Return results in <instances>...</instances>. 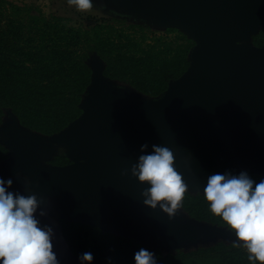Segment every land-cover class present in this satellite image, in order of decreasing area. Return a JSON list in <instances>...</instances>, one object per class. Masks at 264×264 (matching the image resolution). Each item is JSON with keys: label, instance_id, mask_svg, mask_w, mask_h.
<instances>
[{"label": "water", "instance_id": "1", "mask_svg": "<svg viewBox=\"0 0 264 264\" xmlns=\"http://www.w3.org/2000/svg\"><path fill=\"white\" fill-rule=\"evenodd\" d=\"M105 1L181 27L195 43L188 67L159 98L116 85L95 60L82 113L58 133H35L12 114L0 125L9 150L0 177L12 178L8 190L42 200L35 215L53 228L60 264H81L62 238V220L166 250L232 235L143 203L147 184L131 167L153 145L171 148L182 179L199 191L216 172L264 174V45L248 42L264 24V0ZM56 146L67 149L68 163L48 162Z\"/></svg>", "mask_w": 264, "mask_h": 264}, {"label": "rangeland", "instance_id": "2", "mask_svg": "<svg viewBox=\"0 0 264 264\" xmlns=\"http://www.w3.org/2000/svg\"><path fill=\"white\" fill-rule=\"evenodd\" d=\"M3 1L6 8L4 18H8V24L0 28L4 31L5 40L13 42L10 46L13 48L2 53L0 58L15 64L22 59L18 56L19 48L27 50L32 45L34 48L31 51L35 53L46 45L45 51H39L42 57L28 55L23 58L26 69H20L24 76L20 75L18 82L38 87L44 85L38 91L49 96L46 101L39 100L34 106L23 107L29 125L22 124L19 115L9 106L2 108L0 125L8 121L12 114L22 126L35 133L43 136L58 133L82 113L80 102L91 79L95 60L100 61L106 77L116 85L135 92L140 99L159 98L169 82L178 78L189 65L195 41L181 27L159 24L144 16L117 10L105 0H92V8L88 10H77L67 0ZM27 15H35L39 21L34 24ZM35 29L41 31L36 32ZM58 30L67 36L57 43ZM19 33L20 38L13 40L14 35ZM28 37V41H24ZM248 42L256 46L264 45V24ZM54 43L60 47L53 48ZM54 51L57 52L55 55ZM85 78L88 82L76 104L79 114L64 124L63 121L74 112L72 98L77 81ZM8 152L0 143V165L8 157ZM56 161L69 162L64 146H56L48 160L51 164ZM249 174L264 178V174ZM202 192L187 185L182 207L176 211L191 221L230 231L221 218L209 210ZM60 230L65 244L77 258L89 251L93 254L91 264H134L133 255L138 247L131 245L129 239L133 238L79 221L62 220ZM119 237L124 240L117 243L114 238ZM235 239L232 232L228 237L170 250L133 240L156 253L158 264H223L226 258L231 262L237 260L238 263L248 264L246 251L232 246ZM218 244L226 248L212 254L193 253Z\"/></svg>", "mask_w": 264, "mask_h": 264}, {"label": "clouds", "instance_id": "3", "mask_svg": "<svg viewBox=\"0 0 264 264\" xmlns=\"http://www.w3.org/2000/svg\"><path fill=\"white\" fill-rule=\"evenodd\" d=\"M77 10L92 8V0H67ZM141 150L148 147L142 144ZM131 167L137 181L146 183L143 203L173 216L182 207L187 185L174 165L173 150L153 145ZM11 177H0V264H60L53 250V228L41 225L35 213L42 202L35 193L24 195L8 190ZM203 196L209 210L235 234L233 247L243 248L248 264H264V178L257 181L247 170L207 176ZM40 215H44L41 210ZM81 264H91L93 254L83 252ZM134 264H158L156 253L145 247L133 255Z\"/></svg>", "mask_w": 264, "mask_h": 264}, {"label": "trees", "instance_id": "4", "mask_svg": "<svg viewBox=\"0 0 264 264\" xmlns=\"http://www.w3.org/2000/svg\"><path fill=\"white\" fill-rule=\"evenodd\" d=\"M4 3L5 2L3 0H0V26L8 24V18L7 19L4 18L5 17L4 10L6 9L4 7ZM16 9H19V8H16ZM26 17L28 18L30 22H33L34 24H36V22L39 21V19L35 15H27ZM35 31L39 32L41 30L35 29ZM42 32L45 33L44 31ZM3 33H4L3 29L0 28V57H2V53L6 52L10 48L11 49L13 48V47H10L13 45V42L11 41L10 43V41L5 40ZM24 33H22L23 35H21L22 36L21 42H23ZM66 36L67 34L62 35L61 31L58 30L56 32L57 43L59 42L60 38L64 39ZM14 37L15 38L13 40L19 39L20 33L18 35H14ZM29 38L30 37L24 39V41H28ZM57 43H54L52 45L53 48L60 47V45H57ZM32 48H34L32 45H29L27 50H22L19 48L17 51L19 54L18 56H20L22 59H19L18 62L15 64L12 62L2 61V58H0V114L2 113L3 107L9 106L11 107L10 109L12 111L16 112L19 115V119L22 124H28L27 123L28 120L24 117L25 114L23 113V111H25V109L23 107L24 106H34V104L37 103L39 100L46 101L49 96L48 93H43V91H38L40 88L42 87L44 88L45 87L44 85L41 87H38L37 85H30L27 82H24V83L18 82L19 76L20 75L24 76L23 71L20 72V69L21 68L26 69V67L24 66L23 58L26 59L28 55H33V56L41 55L39 51L40 50L45 51L46 45H44L43 48L39 49V51L35 53H32L31 51ZM56 53L57 52L54 51L53 55H55ZM40 57H42V55ZM87 82H88L87 78L77 81V89L74 91L73 98H72L74 112L71 117H68L67 119L63 121L64 124H66L67 122L72 120L73 117L79 114V109L76 107V104L78 103L80 99V94L83 92L84 87L86 86ZM53 163L56 165H62L65 162L56 161ZM252 177L256 179L257 181L262 179V177L260 176L258 177L256 175L255 176L252 175ZM114 240L117 243H119L121 240H124V239L119 237V238H114ZM129 240H131L132 246H137L138 249L143 247L141 245H138L136 241H134L133 239H129ZM225 248L226 247L224 245L218 244L212 247L198 249L193 253L212 254V253H217ZM122 260L125 261L126 259L123 258ZM223 264H242V262L240 261V263H238L237 260H235L234 262H231L229 261L228 258H226Z\"/></svg>", "mask_w": 264, "mask_h": 264}]
</instances>
